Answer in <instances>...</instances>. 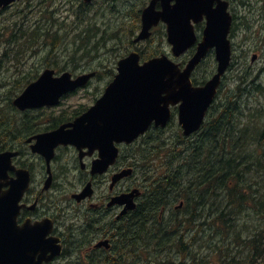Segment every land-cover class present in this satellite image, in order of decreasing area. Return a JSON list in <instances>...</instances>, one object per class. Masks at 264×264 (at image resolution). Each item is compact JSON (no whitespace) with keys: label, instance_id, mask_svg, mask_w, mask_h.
<instances>
[{"label":"flooded vegetation","instance_id":"1","mask_svg":"<svg viewBox=\"0 0 264 264\" xmlns=\"http://www.w3.org/2000/svg\"><path fill=\"white\" fill-rule=\"evenodd\" d=\"M225 1L233 17L232 37L245 33L250 39L249 35L256 34L262 49L254 54L264 56V0ZM12 7L0 8V15ZM205 23L204 19L195 24L197 42L176 59L182 66L196 53ZM164 32L168 43L166 25ZM168 46L171 52L172 46ZM117 68L111 64L103 71L92 69L88 72L94 76L88 85L64 98L59 106L20 111L4 127L0 125V154L9 158L4 159L6 170L0 169V216L8 207H19L20 226L43 224L36 235L43 237L48 231L46 239L57 240L62 247L61 256L45 264H264V221L257 234L248 230L247 240L229 241L232 245L227 251L205 255L204 238L212 239L219 227L218 201L202 200V193H197L195 202L179 192L198 188L185 182L207 179L149 175L146 167L150 164L146 159L141 162L140 156L148 147L145 138L168 134L173 121L183 132L176 118L166 128L153 123L146 134L131 143L114 141L111 147L117 149V156L104 172L99 171L104 165L99 163L112 158V149L108 143L102 147L98 131L87 118L78 126L75 141L67 139L66 133L102 97ZM199 69L194 70L193 77ZM101 76L108 81L99 97L95 95L88 105L70 104L71 99L87 94ZM172 111L177 112V107ZM128 171L130 174L117 179ZM28 180L29 188L24 190ZM142 215L157 216L163 224L155 231L157 225L150 221L141 229L137 223ZM144 233L153 240H142ZM260 234L263 237L258 241ZM163 238L167 240H160ZM241 245L244 251L237 253L235 248Z\"/></svg>","mask_w":264,"mask_h":264},{"label":"trees","instance_id":"2","mask_svg":"<svg viewBox=\"0 0 264 264\" xmlns=\"http://www.w3.org/2000/svg\"><path fill=\"white\" fill-rule=\"evenodd\" d=\"M118 1L122 0H99L86 5L82 0H69L70 6L64 8H69L67 11L73 15L61 18L57 17L52 1H44L49 5L39 2L20 22H12L7 38L2 40L6 50L4 56L9 55L8 59L12 56L15 66H19L29 53L40 61L32 64L29 73L19 82L24 81L27 85L37 78L40 68L62 65L58 59L62 50L67 51L65 55L69 58L65 63L74 66L87 64V60L95 58L104 49L112 55L129 50L141 28L140 14L145 0H137L139 6L129 5L132 0L122 5L116 4ZM96 4L99 7L94 9ZM107 13L119 19L117 29L111 30V26L98 22ZM153 43L154 39L146 43L145 57L158 55ZM244 58L248 59V56ZM258 74L253 76L248 67L237 72L235 86L223 94L218 105L216 103L218 107L205 122L200 135L185 140L177 132L167 147L163 135L151 134L144 139L151 150L150 157L144 158L150 164L146 167L149 175L207 179L202 183L185 182L198 188L195 191L181 189L179 193L194 201L199 198L197 193H202V200L217 199L220 209L218 230L229 236L217 240L221 242L220 249H228L226 244L233 239L236 242L242 240L243 232L239 231L242 225L251 221L245 231L252 229L257 234L260 217L264 221V215H259L264 207V84ZM249 86L253 87L250 93ZM8 107L12 109L10 104ZM0 113L5 111L0 110ZM156 217L142 215L137 224L145 229L152 221V225H157V231L163 223ZM257 237L255 239L259 241V235ZM142 240L153 238L148 239L144 233ZM217 247L212 242L210 249L215 252Z\"/></svg>","mask_w":264,"mask_h":264},{"label":"water","instance_id":"3","mask_svg":"<svg viewBox=\"0 0 264 264\" xmlns=\"http://www.w3.org/2000/svg\"><path fill=\"white\" fill-rule=\"evenodd\" d=\"M15 1L0 0V7ZM84 1L90 3L93 0ZM158 2H161V10L156 9ZM174 7L176 5L170 4V0H152L142 12V29L135 42L149 39L151 29L163 21L169 25L173 52L180 56L195 41L191 20L206 16L204 40L187 68L182 71L165 55L141 65L139 53L132 52L119 61V74L103 97L74 124L72 131L66 133L69 141H75L78 126L87 118V122L98 131L102 147L108 143L112 149V158L99 163L104 164L100 167L101 172L117 156V149L111 147L114 141L131 143L145 134L153 123L165 128L172 115L170 107H179V123L185 136L197 132L231 64L232 46L228 36L233 20L228 11L229 4L222 0H179L178 7L171 9ZM212 48L216 49L217 71L205 85L194 86L191 73ZM256 59L254 56L252 62ZM54 74L53 70L45 71L14 101V105L22 111L57 105L63 95L84 86L94 76L85 74L72 80L70 73L59 78ZM0 159L4 160L1 156ZM128 174L130 171L118 175L117 179ZM28 182L24 184V190L28 188ZM13 208L8 207L5 213L2 212L0 219V264H43L61 255L62 247L57 245V240L46 239L50 232L45 231L43 237L36 235V230L43 224L19 226V209Z\"/></svg>","mask_w":264,"mask_h":264},{"label":"rangeland","instance_id":"4","mask_svg":"<svg viewBox=\"0 0 264 264\" xmlns=\"http://www.w3.org/2000/svg\"><path fill=\"white\" fill-rule=\"evenodd\" d=\"M123 1V2H122ZM122 1H118L116 2V4L118 5H122L125 2H130L131 0H122ZM39 0H22L21 2L15 4L11 9H9L7 12L3 13L0 15V36L2 34H4V36L2 37V40H5L7 38V31L10 29V23L14 22V21H19L20 19L26 14L29 13L31 9H27L28 6L31 5H35L38 4ZM66 2V1H65ZM137 4V6L140 5L139 1L137 0H132V2L129 4ZM70 6V5H69ZM97 7H99L98 4H96V6L94 7V9H96ZM67 9L69 8H60L59 12L57 13V17L61 18V17H65V16H69L71 17L73 15V13L68 12ZM119 19L118 18H114L113 14H109L107 13L105 16L101 17L100 19H98V22L102 24H106L107 26H111V30H115L119 27L118 24ZM256 31V30H255ZM245 34V33H244ZM243 33H238L236 34L234 37H232V42L235 45V50L233 52V62L234 65L233 67L230 69V71L228 72L224 83H223V88L221 91V95H223L225 92H227L230 89H232L235 84H236V80H237V72H240L241 69H243L244 67H248L249 71H252V75L255 76L259 75V78L261 80V82L264 84V56L259 55L257 57V60L252 63L251 62V57L253 56L254 52L259 51V49L261 47L260 43L261 40L260 38L256 35V34H251L250 39H246V35H244ZM253 37V38H252ZM1 37H0V90H1V102H0V110L5 111L4 116L6 118V120H10L12 118H14V116H12L14 113L9 107L8 105L10 104L8 99L9 98H15L23 89L24 85L21 81V84H19L17 81H19L21 79V77L25 74H27L29 72V66H32V64H37L40 63L39 58L33 54L30 53L27 54L26 56H24L22 58V63L21 66L19 68V72L17 71V69L15 68V60L14 58L11 56L10 59H8L9 55L4 56L6 50L4 47V42H2ZM249 47L254 50V52H250V54L248 55V59L244 58V52L243 49H247L249 50ZM166 51L167 53H170V48L169 46L166 47ZM261 51V50H260ZM58 52V51H57ZM67 51L66 50H62L60 51L59 57L58 59H60V63L62 65H65L66 69L68 71H73L75 73V75H81L82 73H84L85 69H99L102 70L105 69L106 67L110 66L111 63H113L116 58L120 55L119 53H116L114 55H111V53L107 52L106 49L103 50V53H101L100 55H97L94 59H90L89 61H87V68H85L84 66H86V64L82 65H78L80 66L79 69H74L72 68V66L74 65H70L68 63H65L66 61H69V58L67 55H65ZM60 55H62L60 57ZM100 63H103V66L105 65L106 67H99ZM216 67V63L214 60V57H208L205 62L202 65V68L199 69V71L197 72V77L198 78H202V77H209L211 76V72L214 70V68ZM33 68H31L32 70ZM58 73V72H57ZM60 74V73H59ZM108 81L106 76H101V78H99L91 87V89H89V91L86 93H83L79 96H77L76 98H73L70 100V104H76V105H88L92 99L96 96H100L103 91H104V87L106 86V82ZM253 90L252 86L248 87V93H250ZM83 97V98H82ZM254 98H251V100H253ZM177 123L174 121L172 123V126L169 130V133L162 136L163 138H165V143L167 147L168 145L171 144V139L177 135L176 133L178 132V127H176ZM221 126V124H220ZM163 140V139H162ZM143 155L140 156L141 158V162H143L144 158H149L150 154H151V150L146 147L145 150L143 151ZM152 156V155H151ZM156 162V161H154ZM161 176V175H159ZM171 203H174V201H168ZM197 202V200L195 201ZM217 208L219 209V203H217ZM220 210V209H219ZM259 215H264V207H262L260 209ZM262 219L260 217L259 221H258V226L260 227L261 223H262ZM251 222V221H250ZM249 222V223H250ZM249 223L242 225L241 227H239V231L243 232V237L242 240L245 241L247 240V234L245 230L248 229L249 227ZM220 230V229H219ZM216 231V236H210L212 237V240L210 238H204V245L205 247L208 249L209 252H212V249H210V246L213 242L214 246L221 244L220 240L221 237H229L227 234H221L220 231ZM206 236V234H204V237ZM263 236L260 234V238H262ZM149 239V238H148ZM160 240H167L165 238L160 239ZM235 239H233L234 242ZM239 241V240H238ZM240 242V241H239ZM227 245H232L231 243L226 244ZM244 246L241 245L239 248H235V251L238 253L240 251H244ZM241 258H244V253L241 255ZM141 264V263H139Z\"/></svg>","mask_w":264,"mask_h":264},{"label":"snow or ice","instance_id":"5","mask_svg":"<svg viewBox=\"0 0 264 264\" xmlns=\"http://www.w3.org/2000/svg\"><path fill=\"white\" fill-rule=\"evenodd\" d=\"M175 3V5H176V7H174V8H171V9H175V8H177L178 7V5H179V0H170V4L171 3ZM139 71H141V72H144V71H146V69H140ZM39 87V86H38ZM0 169H2V170H6V162L4 161V160H2V159H0Z\"/></svg>","mask_w":264,"mask_h":264}]
</instances>
